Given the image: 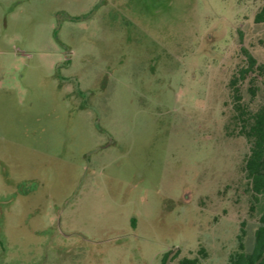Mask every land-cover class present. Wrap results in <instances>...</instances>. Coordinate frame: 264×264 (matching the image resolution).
<instances>
[{
  "label": "rangeland",
  "instance_id": "rangeland-1",
  "mask_svg": "<svg viewBox=\"0 0 264 264\" xmlns=\"http://www.w3.org/2000/svg\"><path fill=\"white\" fill-rule=\"evenodd\" d=\"M263 3L0 0V264H229L241 227L250 250L231 81L264 64Z\"/></svg>",
  "mask_w": 264,
  "mask_h": 264
},
{
  "label": "trees",
  "instance_id": "trees-1",
  "mask_svg": "<svg viewBox=\"0 0 264 264\" xmlns=\"http://www.w3.org/2000/svg\"><path fill=\"white\" fill-rule=\"evenodd\" d=\"M256 23H264V3L255 14ZM248 65L243 67L240 74L232 79L234 90V123L239 134L243 135L250 144V151L245 157L244 170L248 178L249 190L252 193L253 209H260L259 224L248 249L246 240L247 230L241 227L239 246L230 255L229 264H255L264 251V102L256 109L251 108L243 101V93L238 85L240 80L249 79L250 91L255 95L259 88L264 89V64H259L257 59L248 51ZM257 202V205H256ZM169 253L162 261L165 264ZM177 255L174 257V259ZM198 258L184 257L179 264H197ZM264 264V260L260 263Z\"/></svg>",
  "mask_w": 264,
  "mask_h": 264
},
{
  "label": "water",
  "instance_id": "water-1",
  "mask_svg": "<svg viewBox=\"0 0 264 264\" xmlns=\"http://www.w3.org/2000/svg\"><path fill=\"white\" fill-rule=\"evenodd\" d=\"M176 252H177V249H175V250H173V251H171L169 253V255H168L167 259H166L165 264H170L171 263L172 258H173V256L175 255ZM263 260H264V251H263L262 255L258 258V260L256 261L255 264H260Z\"/></svg>",
  "mask_w": 264,
  "mask_h": 264
}]
</instances>
